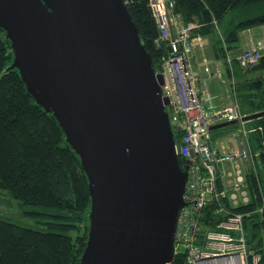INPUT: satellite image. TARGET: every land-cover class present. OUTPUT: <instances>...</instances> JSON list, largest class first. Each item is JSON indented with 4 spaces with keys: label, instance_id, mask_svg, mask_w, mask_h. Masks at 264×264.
Wrapping results in <instances>:
<instances>
[{
    "label": "water",
    "instance_id": "water-1",
    "mask_svg": "<svg viewBox=\"0 0 264 264\" xmlns=\"http://www.w3.org/2000/svg\"><path fill=\"white\" fill-rule=\"evenodd\" d=\"M0 30L13 55L4 72L18 71L86 176L79 264H170L187 166L175 154L164 77L124 1L0 0Z\"/></svg>",
    "mask_w": 264,
    "mask_h": 264
},
{
    "label": "trees",
    "instance_id": "trees-1",
    "mask_svg": "<svg viewBox=\"0 0 264 264\" xmlns=\"http://www.w3.org/2000/svg\"><path fill=\"white\" fill-rule=\"evenodd\" d=\"M123 1L154 69L159 71L163 46L154 44L158 30L148 0ZM175 1V12L183 21L199 25L194 34L207 37L214 33L215 25L223 26V39L229 49L238 47L241 32L264 24V9L243 20L230 18L237 9L264 6V0ZM213 44L215 55L221 60L224 54ZM12 59L10 44L0 30V189L22 205L33 207V213L42 217L45 226L43 230L35 229L0 219V264H79L88 233L87 179L78 156L64 142V135L52 118L35 105L18 71L4 72ZM227 72L235 79L234 92L241 114L264 111V54L252 68L242 69L234 62ZM253 72L259 76L248 77ZM247 124L256 128L249 141L258 155L255 173L246 175L249 202L235 210L245 214L248 248L259 252V264H264V117ZM179 138L180 133L174 132L175 143ZM178 161L183 168V159L178 157ZM183 262L184 254L177 253L170 264Z\"/></svg>",
    "mask_w": 264,
    "mask_h": 264
},
{
    "label": "built area",
    "instance_id": "built-area-1",
    "mask_svg": "<svg viewBox=\"0 0 264 264\" xmlns=\"http://www.w3.org/2000/svg\"><path fill=\"white\" fill-rule=\"evenodd\" d=\"M148 7L158 30L154 44L163 46L157 72L164 77L161 94L169 99L165 110L173 133H180L175 154L183 159V168L187 166L184 206L178 212L174 231V255L183 253V264H259L260 253L247 245L245 214L235 210L249 202L246 175L255 173L258 155L251 148L249 136L256 128L241 120L244 115L234 94L233 79L232 102L213 107L203 81L219 78L220 72L212 73L204 67L201 75L196 69L194 49L202 52L204 48L202 36L194 34L199 25L183 21L175 12V0H148ZM257 29L258 36L252 29L245 30L247 46L237 54H231L222 40L224 61L230 71L234 62L242 69L258 64L264 54V24ZM230 121H237V128L226 140L214 141L209 128Z\"/></svg>",
    "mask_w": 264,
    "mask_h": 264
},
{
    "label": "rangeland",
    "instance_id": "rangeland-1",
    "mask_svg": "<svg viewBox=\"0 0 264 264\" xmlns=\"http://www.w3.org/2000/svg\"><path fill=\"white\" fill-rule=\"evenodd\" d=\"M263 9H264L263 5H255L249 9H239V10L237 9L234 12H232V15L230 18H232L235 21L236 20L237 21L243 20L245 18L256 15L257 13L261 12ZM230 18H229V20H232ZM224 30L225 29L223 28V26H218V28H215V31L212 35H209L204 39V43L206 46L205 54L207 55V58L209 60L207 62V66H208L210 71L215 70L214 65L212 63V56L210 54L212 52L210 50V48L212 47V44L216 43L218 48H219V51H222L224 53V49L222 47L223 41H224V39H223V37H224L223 31ZM253 32L258 33L259 31L254 30ZM245 42H246V33L241 32L239 34V42L237 43V45L240 46L241 44H244ZM224 43L226 44L225 41H224ZM226 46H227V44H226ZM227 48H228V46H227ZM239 49H240L239 47H238V49H237V47H235V49H229V50H230L231 54H236L237 52H239ZM194 52L197 53L196 50H194ZM195 59H196L195 61L197 62L198 66H200L202 68L203 64H202L201 57L196 56ZM202 69H204V67ZM204 76L206 77V74ZM256 76H259V73L253 72V73L249 74L248 77L252 78V77H256ZM173 135H174V133H173ZM34 211H35V209L33 207L22 205L18 201L14 200L7 191L0 189V219L14 223V224H17V225H20V226H23V227H30V228L43 230V227L45 226V224L40 220L42 217L39 216L38 214H34L33 213Z\"/></svg>",
    "mask_w": 264,
    "mask_h": 264
},
{
    "label": "crops",
    "instance_id": "crops-1",
    "mask_svg": "<svg viewBox=\"0 0 264 264\" xmlns=\"http://www.w3.org/2000/svg\"><path fill=\"white\" fill-rule=\"evenodd\" d=\"M254 30H258L257 27L256 28H252V31ZM245 31H243L244 33ZM254 33V32H253ZM256 34V36L259 35V32L258 33H254ZM202 41H203V45H204V48H203V51L200 52L198 50V48H195L194 50L197 51V53L194 52L195 54V58L196 56L198 57H201V60H202V68L203 67H207V62L209 61L208 58H207V55L205 54V49H206V46H205V43H204V39L206 37H202ZM215 45L212 44V47L210 48V50L212 51L210 54L212 56V63L214 65V68L215 70L214 71H211L212 73L216 72V71H219L220 72V77H211L209 80L207 79L206 81H203V82H206V87H207V90H208V93L209 95L212 96V105L213 107H220V106H224V105H229L231 102H232V98H233V91H232V82H231V79L235 80L233 78V76H229L228 72H227V65L224 64V58H222L221 60H218V57L217 55H215L214 51H213V47ZM238 46V45H237ZM247 46V37H246V42L244 44H241L240 46H238L240 49H239V52L245 48ZM237 47V49H238ZM237 52V53H239ZM236 53V54H237ZM194 58V64L196 66V69L201 72V75H202V68L200 66H198L197 62L195 61L196 59ZM203 58H205L206 60V63L203 62ZM209 69V68H208ZM203 77V76H202ZM205 78V77H203ZM218 81H217V80ZM236 82V81H235ZM233 87L235 90V85L233 84ZM235 94V93H234ZM238 101V100H237ZM239 103V102H238ZM239 110H240V105H239ZM241 113V111H240ZM246 116V115H244ZM236 124H233V125H230V126H234ZM229 127V126H227ZM237 127L235 128H230V129H227V130H224V131H221L220 133L218 134H211L213 140L215 141V139H224L226 140V137L232 132L234 131V129H236ZM226 145H228L226 143ZM230 147H231V144H229V146H227V149L230 150Z\"/></svg>",
    "mask_w": 264,
    "mask_h": 264
}]
</instances>
